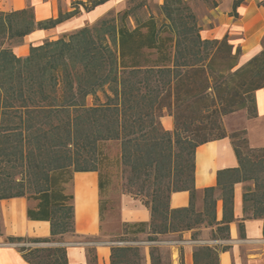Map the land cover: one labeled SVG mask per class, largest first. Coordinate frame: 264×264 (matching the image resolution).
Listing matches in <instances>:
<instances>
[{
	"label": "trees",
	"instance_id": "obj_1",
	"mask_svg": "<svg viewBox=\"0 0 264 264\" xmlns=\"http://www.w3.org/2000/svg\"><path fill=\"white\" fill-rule=\"evenodd\" d=\"M106 1H76L72 11L44 21L35 20L31 6L0 11V199L24 196L37 202L28 207V217L45 219L50 227L49 237H4L17 244L30 264H71L66 247L57 244L66 234L76 236L74 198L66 187L75 172L98 171L100 143L106 141H118L126 190L141 196L150 210L148 223H124L126 232L144 234L152 242L205 224L216 225L211 236L228 238L237 182L247 183V218L264 220V146L244 142L243 153L232 142L238 165L217 172L216 186L203 190L200 210L193 179L195 148L231 139L221 131V116L240 109L257 116L255 91H264V46L238 66L241 51L227 37H200L187 0H163L157 7L161 17L135 16V26L128 19L147 0H130L138 2L58 39L31 45L24 57L13 53L31 31L52 28L79 14L80 6L87 12ZM243 1L233 0L234 15ZM164 109L173 118L172 131L160 124ZM208 115L219 131L216 137L204 122ZM179 191L188 192V205L170 208V194ZM218 199L221 222L216 221ZM238 228L242 235L243 223ZM197 235L194 230L192 239ZM126 240L110 246V264H142L139 246ZM157 250L156 245L149 248L150 264H161ZM193 251V264H218L217 248L198 245ZM88 254L86 264H98L94 248Z\"/></svg>",
	"mask_w": 264,
	"mask_h": 264
},
{
	"label": "crops",
	"instance_id": "obj_2",
	"mask_svg": "<svg viewBox=\"0 0 264 264\" xmlns=\"http://www.w3.org/2000/svg\"><path fill=\"white\" fill-rule=\"evenodd\" d=\"M86 2L87 0H76ZM127 0H108L92 10L59 22L52 28L35 29L23 37L21 44L13 47L16 56L28 55L31 45L40 44L45 39L55 40L60 36L72 33L74 30L96 22L110 9H120ZM158 7L163 0H147ZM191 0L192 8L198 26L199 35L204 39L216 40L227 37L233 49H240L242 62L259 53L264 38V0H244L235 12H232L233 0H212L213 5L203 0ZM31 6L36 21L56 18L58 12L72 11L73 7L68 2L63 9L59 8L58 0H0V11L9 12ZM255 104L257 116L264 112V91H255ZM160 124L166 130L172 131L173 118L168 113L160 118ZM264 140V133H262ZM251 138V137H250ZM252 141V139H251ZM253 146L263 147L264 143H254ZM194 156V186L196 194L195 206L199 210L204 197L203 190L208 186H216V174L224 168H235L237 158L229 137L207 141L195 148ZM100 180L103 183L100 189ZM247 183L237 182L233 187V220L229 223L228 238L211 236L215 233L216 225H200L194 229L198 231L197 238L191 237L192 231H182V240L173 242L171 249L176 258L172 264H193V250L198 245H207L219 250L218 264H264V234H262L264 220L260 218H247L243 211V189ZM105 183L100 179L99 171H78L73 174L72 180L67 184L66 191L73 196V227L76 236L66 234L62 242L57 243L66 247V255L71 264H86L89 259L88 249L94 248L98 264H110V246L112 243L106 239H95L104 230V221L108 215L103 211V197L101 193ZM170 208L187 206L189 194L187 191L173 192L170 194ZM35 201L26 197H11L0 199V264H30L19 252L16 243H7L5 236L15 237H49V222L42 218L30 219L27 214L28 207L35 208ZM101 205V211H100ZM222 202H216V221L222 219ZM119 224L146 222L150 220V210L138 198L133 199L122 196L119 205ZM104 216V219L102 217ZM239 223H243V234H239ZM81 237H90L94 241H85ZM36 244V243H35ZM44 246V243H39ZM143 252L148 261V247Z\"/></svg>",
	"mask_w": 264,
	"mask_h": 264
},
{
	"label": "rangeland",
	"instance_id": "obj_3",
	"mask_svg": "<svg viewBox=\"0 0 264 264\" xmlns=\"http://www.w3.org/2000/svg\"><path fill=\"white\" fill-rule=\"evenodd\" d=\"M188 5L190 6V3L188 2ZM193 3H195L194 0H191ZM72 4L76 2V0H58V5L60 9H63L64 6L67 5V3ZM138 1H130L127 0L125 3L122 4V7L118 9H110L106 14H104L102 17H105L109 15V13H112L115 15L116 12L124 10L129 8V6H134ZM203 2L207 3V1ZM79 10H83V8L80 6ZM149 14H153L156 18L161 17L160 10L157 8L156 5L152 3H148L146 1V5L143 6V8H140L139 10H136L134 13V16L131 15L128 19V25L135 26L134 17L144 20L148 17ZM94 23V22H93ZM93 23H88V25H91ZM264 46V38L262 40V47ZM261 47V48H262ZM258 54V53H257ZM242 58L239 55L237 64L238 66H241L245 64V62H242ZM247 61V60H245ZM98 96L100 99H103V94L98 93ZM92 102V97H90L87 100V103L90 104ZM167 110L164 109L162 114H166ZM213 120V117L211 115H208L204 122L207 123L209 127V133H211L212 136L216 137L219 135V131L216 130L213 126H211V121ZM221 122V131H224L226 135L231 136L232 142L235 144V146L240 149L243 153H247V149L244 146V142H246L247 147H255L253 146L252 142L254 143H264V140H262L263 136L262 133H264V112H261V114L258 115V118L256 117L251 118L248 117L245 109L236 110L231 114L223 115L219 118L218 122ZM220 131V132H221ZM236 133V134H234ZM234 134V137H233ZM251 137V138H250ZM252 139V141H251ZM100 152L102 156L100 157V162L97 166V169L102 177L103 182L105 183V188L101 193V197H103L102 206L103 211L107 213L108 217L104 221V230H102V233L100 236L95 237V239H106L110 241L112 244L121 243L118 241L120 238L129 239L126 241H123L125 244H131V245H137L139 246V253H141L143 259L142 264H146V254L143 252V249L145 246L149 248L152 245H156L158 247L157 252L159 253L161 257V264H172L173 259L176 258L175 252L171 249V245L173 242H179L182 240V233L180 234H173L168 233L166 235L159 236L160 240L158 241H152L148 242L146 240V235L144 234H133L131 232H126L124 230L125 225L119 224V205L122 196H128L133 199H140L141 196H133L129 194L126 190V172L122 168V165L120 164V154H119V143L118 141H106L100 143ZM104 219V216L102 217ZM138 239L137 241H132V239ZM80 239L85 241H94V239L90 237H81ZM26 246L30 247H38L41 246L39 243H30V242H24ZM44 246H48V244H45ZM93 248V247H89ZM89 255V254H88ZM90 256V255H89ZM148 261L150 264V256L148 255Z\"/></svg>",
	"mask_w": 264,
	"mask_h": 264
}]
</instances>
